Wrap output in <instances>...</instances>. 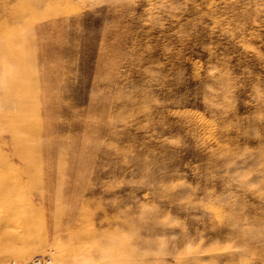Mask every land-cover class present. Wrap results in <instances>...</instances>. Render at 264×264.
<instances>
[{"label": "rangeland", "instance_id": "1", "mask_svg": "<svg viewBox=\"0 0 264 264\" xmlns=\"http://www.w3.org/2000/svg\"><path fill=\"white\" fill-rule=\"evenodd\" d=\"M49 255L264 264V0H0V264Z\"/></svg>", "mask_w": 264, "mask_h": 264}, {"label": "built area", "instance_id": "2", "mask_svg": "<svg viewBox=\"0 0 264 264\" xmlns=\"http://www.w3.org/2000/svg\"><path fill=\"white\" fill-rule=\"evenodd\" d=\"M51 258V256H50ZM52 260V262H51ZM51 260L46 257V258H32L28 263L26 264H56L54 260L51 258Z\"/></svg>", "mask_w": 264, "mask_h": 264}, {"label": "bare ground", "instance_id": "3", "mask_svg": "<svg viewBox=\"0 0 264 264\" xmlns=\"http://www.w3.org/2000/svg\"><path fill=\"white\" fill-rule=\"evenodd\" d=\"M50 256V255H49ZM30 260H32V259H30ZM30 260H28V261H26V262H24V263H21V264H26V263H28ZM11 264V263H10Z\"/></svg>", "mask_w": 264, "mask_h": 264}]
</instances>
